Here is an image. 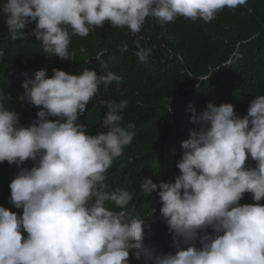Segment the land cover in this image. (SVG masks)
<instances>
[{
	"label": "clouds",
	"instance_id": "obj_1",
	"mask_svg": "<svg viewBox=\"0 0 264 264\" xmlns=\"http://www.w3.org/2000/svg\"><path fill=\"white\" fill-rule=\"evenodd\" d=\"M249 1L0 0V57L32 25L45 58L65 63L0 64V203L22 209L0 206V264H264V95L243 117L233 100L179 105L159 138L175 162L165 179L133 176L142 150L127 175L113 171L137 137L128 101L103 100L107 87L150 94L185 78L189 60L160 50L192 27L177 22L219 24L225 36L226 12ZM95 106L107 110L92 135L82 121ZM30 107L21 124L13 109Z\"/></svg>",
	"mask_w": 264,
	"mask_h": 264
},
{
	"label": "trees",
	"instance_id": "obj_2",
	"mask_svg": "<svg viewBox=\"0 0 264 264\" xmlns=\"http://www.w3.org/2000/svg\"><path fill=\"white\" fill-rule=\"evenodd\" d=\"M242 8L226 12L225 36L219 33V24H203L205 22L202 20L177 22L192 27L169 33L160 50L164 57L179 53L189 60L185 78L163 84L161 82L160 85L153 83L148 90L150 94L142 90L116 94L107 87L103 95L104 101H128L125 116L134 127L128 129L127 126V130L134 131L137 137L135 146L125 151L127 157L115 164L113 171L117 175L124 177L129 173L131 162L128 157L135 156L141 150V160L143 159L145 164H139L141 170L133 173L135 178L149 176L148 172H154V178L165 179L174 172L175 162L163 155L159 138L168 134V124L173 121L174 112L179 105H199L202 106V112L209 102L220 105L233 100L236 106L246 107L245 112L236 111L243 117L247 115L250 102L255 96L264 95V0H250ZM4 21L5 17L0 15L1 36L7 33ZM32 29L31 25L27 32ZM27 32L25 38L17 40L18 48L15 51L4 53V56L0 57V64H8L18 69L43 64L65 66L62 59L45 58L50 54L42 52L41 43L35 37L27 35ZM106 36L103 33L98 37ZM88 45L94 46V43ZM50 73L52 76V70ZM0 91L6 94L2 89ZM7 105L20 106L10 99ZM32 110L31 107L26 111L15 109L20 115V123L28 118ZM39 110L37 107L36 112ZM106 110L105 106L102 109L95 106L83 118L82 123L88 126L90 134L96 135L104 131L99 122ZM185 124L186 121L183 126ZM183 126L181 124V127ZM180 130L177 128V132ZM7 186V182L0 177V202L7 197ZM0 206L18 213L22 210L3 203H0Z\"/></svg>",
	"mask_w": 264,
	"mask_h": 264
},
{
	"label": "bare ground",
	"instance_id": "obj_3",
	"mask_svg": "<svg viewBox=\"0 0 264 264\" xmlns=\"http://www.w3.org/2000/svg\"><path fill=\"white\" fill-rule=\"evenodd\" d=\"M14 110H15V108H14ZM22 124V123H21Z\"/></svg>",
	"mask_w": 264,
	"mask_h": 264
}]
</instances>
